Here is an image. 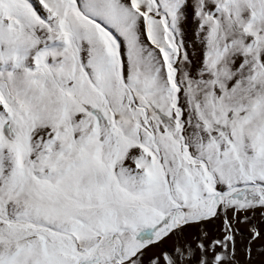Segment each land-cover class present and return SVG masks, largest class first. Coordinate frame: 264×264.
<instances>
[{"label": "rangeland", "instance_id": "obj_1", "mask_svg": "<svg viewBox=\"0 0 264 264\" xmlns=\"http://www.w3.org/2000/svg\"><path fill=\"white\" fill-rule=\"evenodd\" d=\"M4 8L0 264H264V0Z\"/></svg>", "mask_w": 264, "mask_h": 264}, {"label": "trees", "instance_id": "obj_2", "mask_svg": "<svg viewBox=\"0 0 264 264\" xmlns=\"http://www.w3.org/2000/svg\"><path fill=\"white\" fill-rule=\"evenodd\" d=\"M100 119L102 120V122L104 121V118L103 117H100ZM99 119V120H100ZM166 121H167V123H171V119L170 118H166L165 119ZM170 126L171 127H173L171 124H170ZM244 189H245V187H244ZM240 190L238 193L237 192H230V194L231 195H235L237 198H239V199H242L243 198V196H244V192H245V190ZM168 214V213H167ZM166 215V214H165ZM139 235H140V233H139Z\"/></svg>", "mask_w": 264, "mask_h": 264}, {"label": "bare ground", "instance_id": "obj_3", "mask_svg": "<svg viewBox=\"0 0 264 264\" xmlns=\"http://www.w3.org/2000/svg\"><path fill=\"white\" fill-rule=\"evenodd\" d=\"M17 10H18V9H17ZM17 10H16V11H17ZM10 11H11V15H12L14 12H13L12 10H10ZM2 15H3V16H4V15H10V12H9V11H6V12H5V8H4V9H3V12H2V10L0 11V16H2ZM67 28H68V27H66V24H65V23H62V25H61V27H60V30H61V29H64V30H65V29H67ZM26 35H27V34H26ZM26 37H27V36H26ZM28 37H29V36H28ZM28 37H27V38H28ZM10 40H11V39H10ZM34 40H35V39H34ZM21 41H22V40H21ZM22 42H23V41H22ZM33 43H34V42H33Z\"/></svg>", "mask_w": 264, "mask_h": 264}, {"label": "crops", "instance_id": "obj_4", "mask_svg": "<svg viewBox=\"0 0 264 264\" xmlns=\"http://www.w3.org/2000/svg\"><path fill=\"white\" fill-rule=\"evenodd\" d=\"M150 123V122H149ZM151 191V190H150ZM152 192V191H151Z\"/></svg>", "mask_w": 264, "mask_h": 264}]
</instances>
